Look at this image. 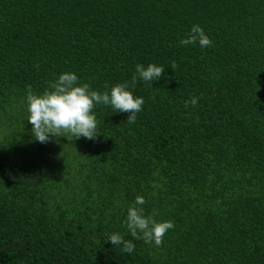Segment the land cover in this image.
I'll return each instance as SVG.
<instances>
[{
  "label": "trees",
  "instance_id": "trees-1",
  "mask_svg": "<svg viewBox=\"0 0 264 264\" xmlns=\"http://www.w3.org/2000/svg\"><path fill=\"white\" fill-rule=\"evenodd\" d=\"M196 24L212 47L179 43ZM151 63L135 123L97 105L96 139L34 140L28 85ZM138 195L175 224L160 247L126 226ZM0 264H264V0H0Z\"/></svg>",
  "mask_w": 264,
  "mask_h": 264
},
{
  "label": "clouds",
  "instance_id": "clouds-1",
  "mask_svg": "<svg viewBox=\"0 0 264 264\" xmlns=\"http://www.w3.org/2000/svg\"><path fill=\"white\" fill-rule=\"evenodd\" d=\"M202 48L213 46L212 39L205 33L202 26L196 24L190 29L186 38L180 40L182 46L196 43ZM175 71L178 67L175 61L171 62ZM165 68L151 63L145 67L137 64L136 75H133L131 84L128 82L117 83L111 87L110 92L93 90L88 83H82L75 72L61 73L58 78L49 81L42 94L33 91L32 86H27L26 105L28 122L31 123L34 140L42 144L50 141V137H65L68 141L84 137L94 140L99 135L97 128L99 121L94 109L97 105L110 107L113 112L130 113L127 123L136 122L137 114L143 110L145 100L142 96H136L130 87H135L139 80L145 83L158 81L163 76ZM108 88V85L104 86ZM200 97L192 96L185 101L184 107H195ZM155 187V185H154ZM146 203L142 195H138L135 202L127 209L126 226L132 237L143 240L147 244L160 247L163 238L169 230L175 228L173 221H157L156 210L146 215L143 205ZM116 247H120L125 253H132L135 244L131 240H125L119 233L108 236Z\"/></svg>",
  "mask_w": 264,
  "mask_h": 264
}]
</instances>
